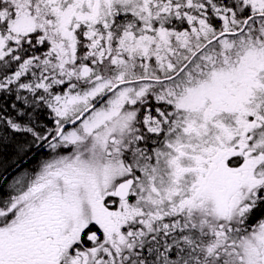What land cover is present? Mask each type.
Here are the masks:
<instances>
[{
	"label": "snow or ice",
	"instance_id": "6c2138e0",
	"mask_svg": "<svg viewBox=\"0 0 264 264\" xmlns=\"http://www.w3.org/2000/svg\"><path fill=\"white\" fill-rule=\"evenodd\" d=\"M0 264H264V0H0Z\"/></svg>",
	"mask_w": 264,
	"mask_h": 264
}]
</instances>
